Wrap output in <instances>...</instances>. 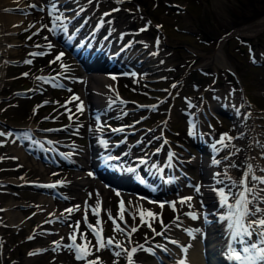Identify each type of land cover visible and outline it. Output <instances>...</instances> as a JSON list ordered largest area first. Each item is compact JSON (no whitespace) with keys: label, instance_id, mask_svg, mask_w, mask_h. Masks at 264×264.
Returning a JSON list of instances; mask_svg holds the SVG:
<instances>
[{"label":"rangeland","instance_id":"374dc122","mask_svg":"<svg viewBox=\"0 0 264 264\" xmlns=\"http://www.w3.org/2000/svg\"><path fill=\"white\" fill-rule=\"evenodd\" d=\"M37 1H39V4H43L48 0ZM91 1H93L92 8L94 7V11L91 14L92 16L89 14L90 22L102 16L105 11L118 9V11L112 12L110 19L104 24V29L113 31L115 28L117 30L118 23L122 20L129 21V24L123 28L125 31L124 40L132 38L134 43L140 42L135 47V52L142 48L143 54H153V56L160 58L159 62H149L152 65L160 64V67L151 70V74L145 75L142 70L137 77L120 78L118 87L121 94L130 99L141 100L142 102H154L159 98L163 99L162 103L155 107L152 113H147L145 110L132 111L131 119L144 116L150 127H154L162 121H167L168 136L181 152L187 154L189 160H193L198 155L191 145L192 138L187 132L191 122L189 119L195 120L198 118L205 133H209L213 138H219L222 134H234L237 126L235 122H230L223 116L213 118L212 114L216 115L215 106L217 104L219 106V104L227 103L231 106L229 110L233 111L235 107L247 101L255 106L257 109L255 110L256 114L264 117V27L255 34L249 32L237 33L240 28L251 26L264 17V0ZM86 2L90 3V0L79 1V3L84 4L83 6H86ZM30 3L29 0L26 1V4ZM17 6L18 9L9 10L12 15L28 16L22 14L24 7ZM89 10L85 7L84 14L89 13ZM33 13L35 18L32 21L35 22L24 20L20 30L13 33L6 42L9 43L8 47L15 49V52L10 53L5 60V73L0 88V132H9L7 127L10 126L21 128L33 126L30 128L38 136L51 139L73 138L71 135L65 134V131L55 134L46 130L45 127H48L51 123L48 120L53 119L57 113L53 110L56 105L63 104V100L67 99L72 93L81 94V84L89 74L66 50V54L60 60L73 61V69L76 74L83 78L82 81L76 82L74 85L70 84L72 88L69 91L67 89L55 90L47 87L42 80L37 79V76L43 72L46 66H48L46 69L51 66V59L55 57L56 53L65 48L59 44L52 35L53 33L46 28L42 29L39 34L29 36L30 33L35 32L38 24L48 26L50 24V17L45 12ZM39 14H42L41 20L37 19L40 17ZM14 26H18V23L15 22L12 28ZM142 29L146 30L141 31ZM117 31L121 30L118 29ZM230 32L232 34L225 36ZM45 37H47V40H52L55 47L46 57H32V64L25 63L27 58L32 56L29 53L31 46L45 41ZM157 41H159L158 44ZM219 48L227 62L225 65L220 59H215ZM56 65L61 67L59 62H56ZM23 71H26L28 75L20 77L19 75ZM147 78L150 80H145ZM37 80L48 88L44 93L36 88L26 95L20 93L22 89L35 86ZM173 85H176V87H172ZM46 98L49 100L46 106L37 111V104ZM77 100L79 101L80 98L78 97ZM77 100L69 106L71 105L73 108H77V105L80 106L81 101L77 104ZM183 110L188 112H183ZM46 117L48 120L45 119ZM66 118L60 121L68 122ZM260 122L264 124V118ZM210 124L212 125L210 126ZM67 130L75 132V139L83 144L85 149H90L89 144L94 142L98 127L93 122V118L84 113L81 116V121ZM14 133L8 138L0 137V158L3 157L0 167H12L9 170L0 169V264H84V260L75 258V254L71 249L61 247L54 250L53 245L55 241L60 242L63 236L64 242L68 240L67 235L56 230L57 224L60 228L71 233L70 228L72 230V227L68 225L73 224L74 219L79 217V212L74 211L72 214L65 212V206L68 207L76 202L81 204L82 198H91L90 200L94 204L96 203V198H93L96 193L94 181L89 182V186L82 192H80L82 187L74 186L72 183L73 178L80 174L87 176V170L90 168L89 164L87 165V157L91 156L88 153L91 150L88 152L83 151L75 159L77 162L86 164L83 168H79L75 164L59 167L42 164L43 170H39L34 164L36 160H32V155L27 153L25 148H23V151L26 155L23 161L18 157L15 146H19V143ZM25 133L23 134L25 135ZM149 141L151 139H148L143 147H146ZM245 149L246 146L241 152V156L243 159L246 157L245 161H247L251 156V152L249 148ZM190 150L194 151L195 155ZM185 163L187 165L186 170L193 176V181L201 180L195 160ZM60 177L71 180V183L63 189L70 199L64 202L60 200L53 202L57 206L56 210H62L63 221L47 224H43V222L53 217V214H51L53 211L49 212V206L47 204L40 205L38 200L40 197H47L48 195L37 189L26 188V186L15 189L5 184L10 181L14 183L30 179L46 181ZM190 189L193 188L190 187ZM4 190L9 192L7 191V193ZM101 193L104 194L105 217L109 211L116 214L118 210L113 189L102 188ZM171 196L175 197L176 195ZM11 201L16 203L14 209L21 213L24 220L18 225L10 224L6 214L7 209L5 210V206ZM128 202H130L132 208L137 207L136 199L131 196ZM187 205H182V208L186 207L187 210L198 209L200 202L195 199L194 205L191 204V207ZM31 213H33L32 216H30ZM157 213V211L154 212V214ZM165 216L167 219H171L173 214L165 209ZM139 218L141 220V217ZM187 218L189 219V217H185L176 220L186 221ZM144 226L134 232L135 235H138L135 236V241L151 236V232ZM106 227L109 235L116 239L122 240L124 238L123 234L114 232V226L111 222L107 221ZM168 230H171L177 236V239L181 235H188L184 230V233H181L179 230L182 229L180 228H170ZM29 237H32V239H29ZM87 239L91 241V245H96L94 235L87 234ZM79 240L82 244L80 237ZM137 249L138 251L134 254L137 259L136 263L140 261L153 262L146 251ZM39 250L42 251L29 255V253ZM88 250L92 253L87 257L88 260L99 258L100 264H124L126 254L122 252L120 256H115L114 252L118 249L114 247L110 250L103 248L97 251L95 247L90 246Z\"/></svg>","mask_w":264,"mask_h":264},{"label":"snow or ice","instance_id":"6c2138e0","mask_svg":"<svg viewBox=\"0 0 264 264\" xmlns=\"http://www.w3.org/2000/svg\"><path fill=\"white\" fill-rule=\"evenodd\" d=\"M91 2V0H90ZM119 2V0H117ZM60 0H48V3L42 7H39L40 11H45L47 9L48 16L50 17L52 27H49L48 25H44L43 27L47 28L49 32H52L54 34L56 33H68V27L66 21H68V17L64 15V11L60 9L59 7ZM31 7H38L37 5H31ZM118 11V9H115ZM110 15V13H105V16ZM34 26V25H33ZM146 29H142L141 31H145ZM47 40V37H45ZM159 41H157V44ZM39 47V45H37ZM49 47H52L51 44L48 45ZM32 55H36L33 53ZM63 56V53H60L56 56L55 60L51 61L50 63H55L57 60H60ZM255 62V61H253ZM25 63H31V61H25ZM27 76V73L24 74ZM37 79H40L44 82H49L43 77H37ZM112 79H116V77H112ZM57 86V85H53ZM62 87V85H60ZM172 87H176V85H173ZM69 91H71L69 89ZM77 98L78 97H75ZM47 103V102H45ZM77 110L80 111V106L77 107ZM35 111V110H34ZM47 119V117L45 118ZM71 119V116L69 117ZM103 124L100 125V130L103 129ZM196 125L195 123L190 124L189 136L196 135L195 131ZM116 131H123V129H118ZM13 135L12 132H0V137H11ZM25 135H28L27 133ZM227 140L229 143L231 142L232 138L227 136V134H222L220 139L216 141V143L213 144V148L218 152L220 149L217 148V144L223 145L224 147H227L228 145H225L224 142ZM14 142V141H13ZM160 150L157 149V153ZM239 151L236 149L235 151L229 153L226 155L223 159L224 161H229L235 153ZM175 157V153L169 152L167 161L165 163V167L171 168L172 161ZM109 160L115 159L113 157H108ZM261 159H264V154L261 155ZM221 160H215L214 163L219 165L221 164ZM138 164L144 165L148 164V160L146 158H139ZM151 168L154 169L157 172H163V168L156 164H152ZM228 168H233L241 172V175L239 178L232 177L229 172ZM128 171H134V169L129 168ZM55 175V174H54ZM91 176L92 173H89ZM215 176L218 177L216 180V183L218 185H222V187L214 189V191L217 193L219 198V205L221 208L226 209V215L222 217L223 220L227 221V227L229 229V235L231 239V243L229 244V257L232 259L235 264H264V167H260L258 165H254L251 162L246 163L243 167H241L239 164L236 163H229L226 165L225 169L222 172L215 173ZM223 177V178H219ZM60 185H63V181L59 182ZM193 188V190L199 194L200 192V186L199 185H189ZM39 187H45V188H55L57 187V184H46V185H39ZM91 196V194H89ZM193 200V196L189 195L186 197H181L178 201L179 204L184 205L188 204L189 207H191L190 202ZM177 202H172L171 206L175 210V204ZM163 204L160 205L161 208H163ZM100 207L99 204L96 205V208L93 209V214L98 215L96 212V209ZM87 202H85V211H84V221L87 224ZM120 208H123V203L121 202ZM81 206L76 205L71 208H67L65 211L69 214H72L74 211H80ZM107 211V210H105ZM63 215V213L61 214ZM149 216L155 217L157 214L148 213ZM185 215H188L191 217V219L196 220L198 217L194 212H187ZM109 219L113 222L114 225V232L121 233L125 235V237L128 239V242L131 243V234L136 232L138 229L135 226H128L127 222L125 221V227L121 228L119 224H117V219L123 220V215L121 212H118L116 217H113L111 212H108ZM133 219L135 220V216H133ZM177 219H179L177 217ZM53 221L48 220L46 223H52ZM100 221L97 220V224H99ZM141 223L143 224V214H141ZM79 224L80 221L77 220L74 222V224L68 225L69 227L73 228V231L69 233L68 239L71 241V243L67 245H63L66 249H71L74 251L75 258L77 260H85L86 264H100L99 258L96 260H88L87 257L89 255H92V253L88 250L89 247H95L97 251L103 249V248H116L120 249L119 251H115V256H120L121 252H124L126 254V258L128 261V264H134L133 256L138 251L136 247L131 248L130 250L127 248H123L122 245L119 242H116L115 237L107 238L106 240L102 238L99 231L94 230V226L91 224H87V227L90 230H93V235L96 238V245H91V241L87 239V235L85 233L80 234V238L82 240V244L78 245L76 243V234L79 230ZM161 224L163 225V222L161 221ZM149 227L151 225L149 224ZM155 232V230L153 229ZM188 233V235H193V230L185 229ZM198 231V230H196ZM155 235H163V232L155 233ZM255 237V240L253 239ZM29 239H32V237H29ZM64 238L62 237L61 240ZM147 240V238H146ZM57 247H61L60 242H54ZM169 243H172L176 245L180 251L184 254V258L177 261V264H185L186 262V254L188 251V248L191 247V245H182L179 241L171 240ZM235 245H239V249ZM159 247V246H158ZM139 250L147 251L151 253V249H145L143 245L140 246ZM163 251L167 252V248H163ZM36 253H29V255H34Z\"/></svg>","mask_w":264,"mask_h":264},{"label":"bare ground","instance_id":"6f19581e","mask_svg":"<svg viewBox=\"0 0 264 264\" xmlns=\"http://www.w3.org/2000/svg\"><path fill=\"white\" fill-rule=\"evenodd\" d=\"M61 1H63V0H60V2ZM79 1L82 2V0H73L71 3V6H77V7L80 5L83 6L84 4L79 3ZM78 4H80V5H78ZM85 4H86V6H84V9H85V7L90 9L89 13H87V15H89V14L91 15L94 11L93 10L94 7L92 8L93 1H91L90 3L86 2ZM12 5H20L21 7H24L25 6V0H0V88L2 85V81H3V75L5 73V67H6V61L5 60L8 58L10 53L15 52V49L8 47L9 43H6L8 38L11 37V35L13 33H16L20 30V26L22 25L24 20H29L31 22H35V21H32V19L35 18L34 13L28 14V16H26V17L22 16V15H18V16L14 15V14L12 15L9 12L10 6H12ZM72 14L75 15L76 11H73ZM39 16L40 17H38L37 19L41 20L42 14H39ZM68 18H71V16L70 17L68 16ZM109 19H110V16H105V22L108 21ZM15 22L18 23L19 27L14 26L12 28V25ZM66 22H68V21H66ZM128 24H129V21L127 22L126 20H122L120 23L117 24V28L123 29ZM263 27H264V17L262 19H260L258 22L252 24L251 26L240 28L239 30H237V33L249 32L251 34H255L256 32H259ZM144 49H146V48H144ZM147 54H148V52H147ZM135 56H136L135 57L136 60H139V64L143 67V69L146 72H151V70H154V69L160 67V64L152 65L151 63H149L151 61L159 62L160 58L158 56L157 57L153 56V54L152 55H145V56H143L142 59L141 58L138 59L136 54H135ZM215 59H217V60L220 59L221 62L223 63V65L227 64V62L225 61V59L223 57V53H222L220 48H219V51H218ZM97 63H98V61L96 60L95 64H97ZM112 77L113 76L107 75V73L105 74L104 70H100L98 72H91L90 75L86 76L83 84H81V94L79 95V98H80L79 101H81L80 107L83 106L84 110L86 112H89V113H91L90 107L93 106L94 104L98 105L97 107L102 108L100 106L101 105L100 100L105 98V95L110 92V86L114 85L115 79H112ZM105 101L108 102L109 100L108 101L105 100ZM217 105L215 106V112L217 111ZM220 105L224 106L226 109L231 107L227 103L226 104L223 103ZM101 111H104V110L101 109ZM249 114H250V118H248L249 120H248V125H247V130H248L247 142L248 143H246L245 146H247L248 144H251V143H256L254 135L259 136V134H258L259 129L252 128V126L255 125L254 121H253L254 114L251 112ZM241 116L243 117V115H241ZM242 117L240 119H243ZM30 127H33V126H30ZM30 127H29V130H32V128H30ZM8 141H11V140H8ZM90 145L92 147L93 144L90 143ZM245 146H243V147H245ZM15 147H16V152H17L18 157L20 159H22L21 161H23V159L25 158V155H26L25 152L23 151L24 147L21 145L15 146ZM254 150H255V148H254ZM254 150H250L251 156H249V159L247 161H245L246 157L243 156L244 157V159H243L241 156V153H240V156H238L236 158L237 160H235V162H233V163L239 164L241 167H243L246 163L251 162L254 165L264 167L263 163L261 164L260 162H258L260 160H257L255 157L258 155V157L261 158V155H259L260 152L259 151L256 152ZM197 160H200V158H197ZM33 162H35V161H33ZM195 162L199 163V161H195ZM34 164H35V167H37L39 170H43V167H42V164L40 161L36 160V163H34ZM76 165H78L79 168L84 166L82 163H76ZM225 167L226 166H224L223 170L225 169ZM215 170H218V168L215 167L214 170H212V172ZM88 174H89V172H88ZM217 178L218 177L215 176V179H217ZM177 180H178V183H177L178 187L177 188H175L174 186L169 184L166 187V190H163L162 192H160L161 195L171 196L172 191L174 189H177L179 192H182V193H179L178 196L190 194L191 196H193V200L191 201V204L194 205L195 198H196V199L200 200V203L202 206L200 208V210H198V212H197L198 218L196 220L191 219V217H189V219L187 218L186 221L175 220L172 223V225L169 226L171 229H178V228L182 229V230H179L181 233H184L183 230H185V229L193 230V236L192 237L184 234V235H181V237L179 236V238H178L180 243L183 245H189L190 243H192L191 247L188 248L189 251H187V254H186L185 264H208L205 260V256H207V254H204V252H203L204 248H206V249L208 248V256L207 257L210 258V261L213 264H225L222 261L223 257L220 254H218V252L216 250L214 251V247H216L217 244L221 241V239L219 238L220 233L225 232L224 223H218V224H214V222L210 223L211 219H213V218L215 219V216L213 215V211L216 210L214 208L215 207L214 198L212 197L210 191L206 187L203 188V191L201 193L197 194V193H195V191H193L192 189L187 187L186 184L184 185L183 183L179 182L180 179L178 177H177ZM91 181L92 180L89 178L88 175L86 176L84 174H80V175L73 178L72 183L74 184V186L82 187L80 189V192H82V191H84L85 188H87L89 186V184H90L89 182H91ZM96 181H98V180H96ZM8 183H9V185H11V182H8ZM15 187H18V186L15 185ZM97 188H98V186H97ZM84 194H83V196H84ZM103 197H104V194H103ZM83 200H84V198H82V202H83ZM38 203H40V205L41 204L42 205L47 204L49 206V212L53 211V217H56V216L62 217L63 216V215H61L63 213L62 210L61 211L58 209L56 210L57 206H55V203H53V200L51 197L42 196L39 198ZM5 204H4V206H5ZM204 204L206 205V207ZM15 206H16V203H14L13 201L9 202L5 206V210L7 209L6 214L9 218L10 224H12V225H18L24 221L21 213L17 212V210L14 209V208H16ZM65 207H67V206H65ZM65 207H63V208H65ZM83 208L84 207H82V211H84ZM40 211H42V210H40ZM39 216H40V214L38 215V217ZM204 216L206 217L205 219H207L209 221V223L203 222ZM180 224H181V226L179 227ZM169 227H168V229H170ZM56 230L60 231L61 233L65 234V235L69 234L68 230L60 228V226H58V224H57ZM196 230H198V231H196ZM168 231L171 232V230H168ZM179 231H178V233H179ZM204 233H207V238L205 239V242L203 240V234ZM169 251H170L171 259L173 260L171 262L172 264H177L178 260L184 258V254L180 251V249L178 247H173ZM136 264H158V263H155V262L149 263V262L140 261Z\"/></svg>","mask_w":264,"mask_h":264}]
</instances>
